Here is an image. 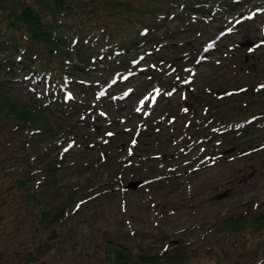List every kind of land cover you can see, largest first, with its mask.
Here are the masks:
<instances>
[{
    "label": "rangeland",
    "instance_id": "obj_1",
    "mask_svg": "<svg viewBox=\"0 0 264 264\" xmlns=\"http://www.w3.org/2000/svg\"><path fill=\"white\" fill-rule=\"evenodd\" d=\"M241 8L211 21L204 15L196 26L180 28L183 23L177 19L167 20L157 32L168 25L174 31L155 43L161 58L153 59L149 51L141 61L144 67L154 63L158 71L146 88L139 84L148 76L138 72L124 87L131 93L120 94L109 104L101 100L98 107L82 92L69 104L50 101L49 96L45 111L53 124L58 130L73 129L78 136L70 140L61 132L52 144L55 151H64L53 174L28 175L35 148L48 137L33 133L26 139L22 131L0 125V264H26L29 251L38 254L31 264H114L101 249L102 239L109 235L113 244L125 248L136 240L151 247L160 237L170 241L182 236L189 240L182 243L187 252L197 247L184 264H255L256 256L264 252V247L259 248L264 245L263 235L251 236L260 241L253 249L248 243L235 247L212 240L216 247L209 252L201 245L203 235L187 232L193 221L206 224L234 200L264 192V7L247 24L234 19ZM229 16L230 25L212 40L214 49L206 50L172 83L179 68L173 69L172 63L182 62L190 44L213 37ZM244 39L256 44H240ZM16 75L9 80L11 93L21 100L36 98ZM153 88L156 94L150 97ZM73 100L78 106L72 105ZM252 139L259 142L257 147L245 149L252 142L240 148ZM232 143L240 145L232 147ZM126 155L128 161L117 168ZM161 172L168 176L162 178ZM132 173L157 176L147 177L137 188L125 187ZM21 175L29 188L17 186L16 177ZM84 187L88 190L81 196ZM32 191L47 200L43 203L52 213L65 201L71 212L76 211L57 225L64 240L55 242L51 228L37 222L38 203L29 194ZM211 233L219 238L221 232L212 229ZM235 258L240 262L235 263Z\"/></svg>",
    "mask_w": 264,
    "mask_h": 264
},
{
    "label": "trees",
    "instance_id": "obj_2",
    "mask_svg": "<svg viewBox=\"0 0 264 264\" xmlns=\"http://www.w3.org/2000/svg\"><path fill=\"white\" fill-rule=\"evenodd\" d=\"M260 1L264 2V0H0V125L9 126L14 131H22L26 139L33 133L34 135L41 133L48 137L35 148L32 154L35 163L28 168L33 169L28 175L39 172L42 176L44 173L53 174V171L57 170L58 166L55 165L59 164L57 161L61 160L64 151H55L53 145L61 132L63 137H71L70 140L78 139L73 129L58 130L59 126L53 124L45 111V107L49 105V96L50 101L69 104L70 98L74 99L77 92H82L83 96L89 98V103L91 101L93 106L98 107L103 102L109 104V100H118L120 94L123 96L131 93V90L124 87L129 78L138 72H144L148 76L139 84L140 89L146 88L153 83L149 80H153L158 71L154 63L144 67L141 61L149 51L153 59L161 58L160 47L155 43L162 35H169L174 31L168 25L161 32H157L158 28L166 26L167 20L177 19L183 23L179 25L180 28L196 26L204 15L211 21L214 17H223L225 13L233 12L242 6V10L239 9L238 16L234 19L238 21L241 18L247 24L257 12L261 13L264 5L262 6ZM228 18L229 21L225 19L221 26L214 30L213 37L208 40L201 39L195 45L190 44L188 54L180 64L172 63L173 69L179 66L175 69L176 78L171 80L172 83L179 79L184 68H191L199 58L204 57L205 48L212 45V40L216 35H220L221 29L230 25L232 16ZM166 57L168 59L169 56ZM91 70H99L100 73L92 74ZM2 72L9 76L2 75ZM14 75H20V79L28 84L29 93L35 94L36 98L31 96L32 99L28 97L21 100L11 93L12 86L9 80ZM159 81L164 80L160 78ZM75 101L73 100L72 105L78 106ZM230 130L229 128L226 132ZM253 139L251 142H243L240 148L244 147L245 143L254 144L245 149L258 145L259 142L254 143ZM103 143L102 141L101 144ZM232 144V147L240 145ZM122 160L118 161L117 168L122 165ZM166 176L168 175L162 173V178ZM16 182L17 186L29 188L24 185L22 175L16 177ZM83 189L85 190L81 196L88 190L87 187ZM29 194L38 203V213L35 216L37 222L51 228L52 235L56 237L55 242L56 239L64 240L65 236L56 230L57 225L65 217L69 218L70 214L76 215V211L71 212L65 201L60 202L59 207L52 213L46 207L47 200L44 197L37 196L34 191ZM78 198L79 196H75L73 200L78 201ZM227 206L220 208L206 224L202 221H193L187 227L188 234L203 235L201 245L209 252L215 251L216 245L213 246L212 243L221 240L235 247L248 243V249H253L252 246L260 243L258 238L251 237L253 234L263 235L264 239V192H255L249 200H234V203ZM68 227H71L70 224ZM212 229L221 232L219 238L211 233ZM211 234L215 238H205L213 237ZM247 235H250V238L246 240ZM105 237L102 239L105 244L101 249L108 260H111L110 263L114 264H184L190 257V252L197 248L190 247V252H187L182 243L186 245L189 240H183L182 236H178L177 242H169L160 237L155 240L157 242L155 246L151 247L144 245L142 240H136L126 248L119 243L113 244L112 236L109 235L106 239ZM263 247L264 245H259V248ZM261 253L262 255L256 256L255 262L253 261L255 264H264V252ZM237 261L240 262L236 260L235 263Z\"/></svg>",
    "mask_w": 264,
    "mask_h": 264
},
{
    "label": "water",
    "instance_id": "obj_3",
    "mask_svg": "<svg viewBox=\"0 0 264 264\" xmlns=\"http://www.w3.org/2000/svg\"><path fill=\"white\" fill-rule=\"evenodd\" d=\"M242 44H248L249 43H252V41L248 40V39H244V40H241L240 41ZM142 183V179L141 178H132V179H129L127 180L126 184L125 185H128L129 187H132V188H135L138 186V184L140 185ZM225 191L223 192H219L218 194H216V196H220L221 194H223Z\"/></svg>",
    "mask_w": 264,
    "mask_h": 264
},
{
    "label": "flooded vegetation",
    "instance_id": "obj_4",
    "mask_svg": "<svg viewBox=\"0 0 264 264\" xmlns=\"http://www.w3.org/2000/svg\"><path fill=\"white\" fill-rule=\"evenodd\" d=\"M36 256L38 257V254L36 253V255L35 256H33L32 254H31V252L29 251L28 252V256H26V259H25V262L24 263H26V264H31V262H32V260L33 259H36ZM12 261V260H11ZM12 262H17V261H12ZM10 264H12V263H10Z\"/></svg>",
    "mask_w": 264,
    "mask_h": 264
}]
</instances>
